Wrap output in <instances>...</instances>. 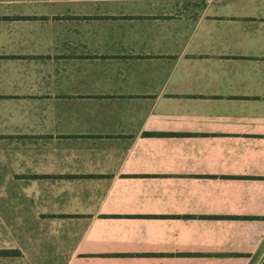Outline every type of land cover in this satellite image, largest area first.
Returning a JSON list of instances; mask_svg holds the SVG:
<instances>
[{
	"label": "crops",
	"instance_id": "0c3cea01",
	"mask_svg": "<svg viewBox=\"0 0 264 264\" xmlns=\"http://www.w3.org/2000/svg\"><path fill=\"white\" fill-rule=\"evenodd\" d=\"M24 2L0 137L84 223L65 264H261L264 0Z\"/></svg>",
	"mask_w": 264,
	"mask_h": 264
},
{
	"label": "rangeland",
	"instance_id": "374dc122",
	"mask_svg": "<svg viewBox=\"0 0 264 264\" xmlns=\"http://www.w3.org/2000/svg\"><path fill=\"white\" fill-rule=\"evenodd\" d=\"M24 1L0 0V15ZM1 138L0 248L13 249L16 255L0 256V264H65L84 223L76 213L67 212L71 206L55 205L52 196L60 190L53 188L51 179L6 172L12 169L6 165L12 158L11 151L9 158L4 157V145L11 146L12 142Z\"/></svg>",
	"mask_w": 264,
	"mask_h": 264
},
{
	"label": "trees",
	"instance_id": "16d2710c",
	"mask_svg": "<svg viewBox=\"0 0 264 264\" xmlns=\"http://www.w3.org/2000/svg\"><path fill=\"white\" fill-rule=\"evenodd\" d=\"M16 255V251L13 249H0V256H14ZM261 264H264V259Z\"/></svg>",
	"mask_w": 264,
	"mask_h": 264
}]
</instances>
